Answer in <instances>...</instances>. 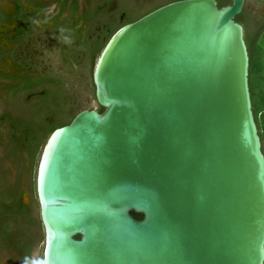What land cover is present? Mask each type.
Returning <instances> with one entry per match:
<instances>
[{
  "label": "water",
  "instance_id": "95a60500",
  "mask_svg": "<svg viewBox=\"0 0 264 264\" xmlns=\"http://www.w3.org/2000/svg\"><path fill=\"white\" fill-rule=\"evenodd\" d=\"M245 2L171 1L109 37L92 74L103 111L40 153L43 264H264Z\"/></svg>",
  "mask_w": 264,
  "mask_h": 264
},
{
  "label": "trees",
  "instance_id": "16d2710c",
  "mask_svg": "<svg viewBox=\"0 0 264 264\" xmlns=\"http://www.w3.org/2000/svg\"><path fill=\"white\" fill-rule=\"evenodd\" d=\"M171 1L175 0H139L125 5L120 3L119 9L124 13L123 20L104 25L100 36L85 46L90 81L96 60L114 31ZM216 1L218 6L231 3V0ZM249 1L246 0V3ZM246 3L235 20L245 30L252 109L264 153V16L255 14ZM45 82L52 83L57 89L46 87L40 92L38 87ZM60 85L59 78L42 77L35 81L29 80L24 86H9L6 98L5 94L0 97L3 107L0 114V146L4 153L0 158V254L6 249L9 250L10 257H13L14 251L18 250L22 254L23 264H42L41 257L34 259L32 256L33 250L43 238L34 189L35 166L40 151L49 133L56 127L68 124L80 110L76 102L61 90ZM33 100L36 103L31 105V109H26L27 104ZM15 105L28 111L14 114V109L10 107ZM98 111L102 112L103 108L98 106ZM7 159L13 161L17 171L12 180L9 168L3 164ZM25 185L30 195L29 205L22 202ZM132 214L138 219L142 218L139 213Z\"/></svg>",
  "mask_w": 264,
  "mask_h": 264
},
{
  "label": "flooded vegetation",
  "instance_id": "af4514ba",
  "mask_svg": "<svg viewBox=\"0 0 264 264\" xmlns=\"http://www.w3.org/2000/svg\"><path fill=\"white\" fill-rule=\"evenodd\" d=\"M119 5V0H0V84L8 89L42 77L59 78L61 90L80 110L98 108L93 79L91 76L90 81L87 71L85 46L100 36L104 25L123 20L124 13ZM249 6L255 14L264 16V0H254ZM46 87L57 89L52 83L45 82L38 90L43 92ZM16 172L15 169L14 176ZM36 174L37 169L34 189L40 218ZM22 202L30 204L25 201V193ZM42 233L43 264V225ZM1 252L0 256L8 258V264H23L20 251H14L13 257L9 250Z\"/></svg>",
  "mask_w": 264,
  "mask_h": 264
},
{
  "label": "rangeland",
  "instance_id": "374dc122",
  "mask_svg": "<svg viewBox=\"0 0 264 264\" xmlns=\"http://www.w3.org/2000/svg\"><path fill=\"white\" fill-rule=\"evenodd\" d=\"M138 1L139 0H119V2L122 5L129 4V3H137ZM252 1H254V0H250L249 1V5L252 3ZM3 6L6 8L5 4H3ZM5 68H6V66H5ZM6 92H7V89H5V87L0 84V97H1V95H4ZM35 103H36L35 100L29 102L27 104V106H26L27 107L26 109H31V107H32L31 105H33ZM10 108L15 110V111L14 110L12 111L14 114H18V113L22 114V112L28 111V110H24L23 107L20 106V105L19 106L15 105V106L10 107ZM2 111H3V107L0 105V114L2 113ZM3 156H4L3 147L0 146V158H2ZM3 164L5 165V167L9 168V172H10L9 175H10V179L12 180L14 178V174H15L14 164H13L12 160L7 159V160L4 161ZM36 169H37V163H36V166H35V172H36ZM34 179H35V174H34ZM24 193H25V201L26 202H28V201L30 202V195H29V191H28L27 186L24 187ZM42 247H43V244H42V242H40V244L36 247V249H35V251L33 253V257L35 259H37L39 257L42 258ZM0 264H8V258H6V257L1 255L0 256Z\"/></svg>",
  "mask_w": 264,
  "mask_h": 264
}]
</instances>
